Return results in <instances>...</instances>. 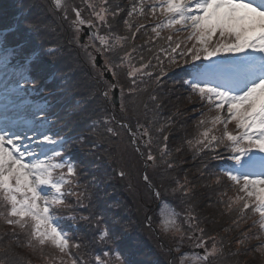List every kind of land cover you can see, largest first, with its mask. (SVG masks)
I'll use <instances>...</instances> for the list:
<instances>
[{
	"label": "snow or ice",
	"instance_id": "1",
	"mask_svg": "<svg viewBox=\"0 0 264 264\" xmlns=\"http://www.w3.org/2000/svg\"><path fill=\"white\" fill-rule=\"evenodd\" d=\"M50 3L53 11L62 13V19L76 34L78 45L79 34L85 28L88 30L90 44L81 47L93 68L97 67L96 54L105 57V70L113 80L118 81V72L127 68L126 76L132 85L129 94L146 91L137 86L138 81L144 83L143 77L153 79L159 86L162 78L171 72L173 77H179L176 82L187 93L184 99L194 105L190 110L199 114L193 117L194 133L186 136L183 144L193 153V159L201 160L200 174L207 177L203 187L217 194V203L223 207L224 214L236 217L232 221L238 231L233 238L236 250L225 252L222 240L218 243L216 237L205 236V229L199 227L189 204L195 186L185 177L183 182L175 181L171 193L179 195L181 203L188 205L183 223L191 231L185 232L180 213L167 203L161 204L156 224L159 235L173 245L170 251L180 253L178 264H226L228 257L252 253L258 254L260 264H264V0H132L123 20L129 35L115 31L125 9L113 0H81L83 7L70 0H50ZM149 14L156 20L151 26L155 34L152 43L164 40L167 47L160 46L147 62L141 55L137 66L133 63V53L138 52V47L134 43L127 45L135 41L145 25L138 23L132 31V21L137 17L148 19ZM164 32L168 35L162 36ZM181 35L183 39L179 38ZM19 47L8 45L0 38V67L5 71L16 67L19 72L14 90L34 84L30 77L32 57L14 64ZM55 52V48L47 50L48 55ZM106 54L117 59L110 60ZM100 81L105 85L100 95L110 101L118 84L107 81L103 73ZM8 88L5 84V94ZM123 93L121 86L122 111ZM159 99L154 92L149 95L155 107L154 117L147 124L137 119L133 128L129 122L117 121L115 115H106L104 132L107 137L120 136L121 132L111 126L118 124L146 166L156 164L152 152L155 142L161 162L172 169L167 130L172 127L173 119L169 116L159 122ZM143 107L148 110V103ZM7 111L4 105L0 112V226L4 229L0 231V264H31V259L14 249L26 250L41 264H92V261L112 264V257L117 264H131L118 248L109 247L91 253V261L85 259L89 254L81 249L87 245L73 240L69 227L77 223L90 225L96 229L90 243L96 245L115 243L116 232L107 223L101 227L104 218L100 215L76 214L78 208L88 207L85 203L90 200L88 185L81 184L77 162L65 155L68 141L57 138L59 134L52 133L50 128L43 129L47 123L43 109L32 114L40 116L38 121L10 119ZM94 125L99 126V122ZM142 148L147 149L146 154ZM181 150L182 147L175 149ZM211 161L221 163L211 164ZM118 175L124 178L126 173L120 170ZM143 179L152 195L159 199L161 193L151 185L149 177L144 175ZM230 192L233 194L229 195ZM250 214L258 219L243 228ZM62 220L72 222L71 226L66 227ZM152 224V217H146L145 226L152 228ZM186 238L195 240L194 247L203 252L181 253ZM234 264L240 261L237 259Z\"/></svg>",
	"mask_w": 264,
	"mask_h": 264
},
{
	"label": "trees",
	"instance_id": "2",
	"mask_svg": "<svg viewBox=\"0 0 264 264\" xmlns=\"http://www.w3.org/2000/svg\"><path fill=\"white\" fill-rule=\"evenodd\" d=\"M70 2L83 7L81 0ZM131 2L132 0H113L114 4H119L125 9L115 27V31L120 35H129L123 20L127 18ZM155 22V18H151L150 14L148 19L137 17L132 21V31L136 30L138 23L145 25V28L137 33L135 41H129L127 45L130 47L134 43L138 47V52L133 53V63L137 66L141 62V55L144 56V62H147L160 46L167 47L164 40L156 41L155 45L152 43L155 34L151 32V26ZM81 34L82 32L78 38ZM167 35V32L162 33V36ZM0 38L8 45L20 46L14 63L23 61L25 57H32L30 77L34 84L25 86L24 90L32 99L42 102L46 108L45 117L49 120L51 132L58 133L57 138L63 137L68 141L64 146L65 155L71 156L77 162L81 184L88 185L90 200L85 201L88 207L78 208L76 214L100 215L104 218L101 227L107 223L108 227L116 232L115 243L96 245L90 243L96 229L83 223L69 227L72 239H78L87 245L81 249L89 254L85 256L86 260L91 261V253L109 247L118 248L123 258L131 264H178L180 253L170 251L173 245L167 238L159 235L156 224L161 204L167 203L180 213V222L185 232L191 231L187 224L183 223L188 205L181 203L179 195L174 196L171 193L175 181L183 182L185 177L195 186V195L189 204L199 221V227L205 229V236L216 237L218 243L222 240L225 252L236 250L233 238L238 235V231L232 223L236 217L224 214L223 207L217 203V194L203 187L207 177L200 174L201 160L193 159V153L183 144L185 137L194 133L193 117L199 114L191 111L194 105L184 99L187 93L176 82L179 77H173L169 72L168 76L162 78L159 86L153 79L143 77L144 83L138 81L137 86L146 91L129 94L128 90L132 85L126 76L127 68L120 70L118 81L114 80V84H118L120 102L119 107L115 108L100 95L101 89L105 87L100 81L103 71L97 67L93 68L84 57L81 45L90 44L89 36L85 43L78 45L76 34L68 22L62 19V13L52 10L50 0H0ZM179 38L183 39V36ZM51 48H55L56 52L48 55L47 50ZM149 48L153 51L149 52ZM89 50L93 51L92 48ZM106 55L110 60L117 59L113 54ZM101 59L105 66V57L101 56ZM152 62L155 64L154 59ZM121 86L124 89V111L121 110ZM153 92L160 98L159 122H164L169 116L173 119L172 127L167 130L170 136L168 148L172 152L168 159L174 164L172 169H167L166 164L161 162L155 142L152 152L156 156V164L146 166L144 159L131 146L129 136L118 124L113 123L111 126L121 132L120 136L107 137L104 132L103 117L106 115H115L117 121L129 122L133 128L137 119L147 124L154 117L152 109L155 105L149 100V95ZM145 102L148 103V110L143 107ZM195 106L199 107L198 104ZM94 122H99V126H95ZM160 143H163L162 137ZM177 147H182L181 152L175 151ZM142 151L147 153V149L142 148ZM120 170L126 173L124 178L118 175ZM144 175H147L151 185L160 191L159 199L152 195L148 183L143 179ZM68 199L72 201L71 197ZM209 203L213 206L209 207ZM146 217H152V228L145 226ZM255 219L258 217L250 214L247 224L242 227L247 228ZM114 221L117 223H113ZM61 223L68 227L72 222L62 220ZM2 230L4 229L0 226V231ZM195 243V240L186 238L181 253H202L199 250L203 249L195 248ZM211 243L209 240V246ZM14 251L26 259H31V264H41L34 257H30L26 250ZM75 251L73 249L74 253ZM237 259L240 264L261 262V257L252 253L248 256L228 257L226 264H234ZM111 260L112 264H117L114 257Z\"/></svg>",
	"mask_w": 264,
	"mask_h": 264
},
{
	"label": "rangeland",
	"instance_id": "3",
	"mask_svg": "<svg viewBox=\"0 0 264 264\" xmlns=\"http://www.w3.org/2000/svg\"><path fill=\"white\" fill-rule=\"evenodd\" d=\"M85 39L83 43H85ZM15 65H19V63H15ZM19 78V72L16 67H9L6 71L0 67V112H3L4 105H7V115L10 119L38 121L40 116L33 117L32 114L43 109V116H45L46 108L42 102L33 100L23 88L14 90L16 80ZM5 84L9 85L7 94H5ZM43 129H49L48 118L47 123L43 124Z\"/></svg>",
	"mask_w": 264,
	"mask_h": 264
},
{
	"label": "water",
	"instance_id": "4",
	"mask_svg": "<svg viewBox=\"0 0 264 264\" xmlns=\"http://www.w3.org/2000/svg\"><path fill=\"white\" fill-rule=\"evenodd\" d=\"M83 32H84L83 35L80 37V43H83L84 38H85L86 36H88V30H87L86 28L83 30ZM96 64H97V67H100V68L104 71V77H105V79L108 80V81H110L111 83H113V81H112V77H111L110 73H108V72L105 70V67H104V66H103V67L101 66V65H102V61H101L99 55H97ZM111 102H112V104H113L116 108L119 107L118 90H117V88H115V89L113 90V94H112V96H111Z\"/></svg>",
	"mask_w": 264,
	"mask_h": 264
}]
</instances>
